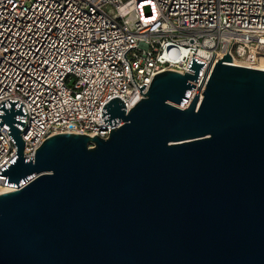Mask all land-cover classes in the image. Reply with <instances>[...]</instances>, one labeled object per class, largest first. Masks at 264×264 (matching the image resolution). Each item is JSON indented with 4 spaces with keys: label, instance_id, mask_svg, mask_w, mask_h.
I'll return each instance as SVG.
<instances>
[{
    "label": "water",
    "instance_id": "1",
    "mask_svg": "<svg viewBox=\"0 0 264 264\" xmlns=\"http://www.w3.org/2000/svg\"><path fill=\"white\" fill-rule=\"evenodd\" d=\"M193 56L127 113L104 105L103 124L122 122L107 139L53 135L30 159L24 105L0 104L16 149L0 178L25 184L0 194V264H264V71L226 54L181 110Z\"/></svg>",
    "mask_w": 264,
    "mask_h": 264
},
{
    "label": "built area",
    "instance_id": "2",
    "mask_svg": "<svg viewBox=\"0 0 264 264\" xmlns=\"http://www.w3.org/2000/svg\"><path fill=\"white\" fill-rule=\"evenodd\" d=\"M226 54L244 67L264 58V0H0V104L24 105L28 159L53 135L107 139L122 124H103L104 105L118 98L127 113L158 73H189L194 55L204 63L200 79L189 81L186 103L174 104L186 109ZM6 132L0 169L16 155Z\"/></svg>",
    "mask_w": 264,
    "mask_h": 264
},
{
    "label": "bare ground",
    "instance_id": "3",
    "mask_svg": "<svg viewBox=\"0 0 264 264\" xmlns=\"http://www.w3.org/2000/svg\"><path fill=\"white\" fill-rule=\"evenodd\" d=\"M200 53L204 54V52H200ZM242 63H243V65H245V67L256 68V69L264 71V58H262V57L254 59L253 62H251V63H246V62H242ZM233 65H240V62L235 60V61H233ZM202 85H203V82L201 83L200 86H202ZM118 123L122 124L121 121ZM10 190H12L11 187L1 188L0 193H6V191H10Z\"/></svg>",
    "mask_w": 264,
    "mask_h": 264
}]
</instances>
